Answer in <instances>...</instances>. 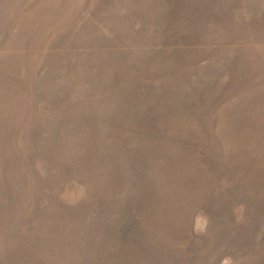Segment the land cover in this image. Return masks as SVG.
Returning a JSON list of instances; mask_svg holds the SVG:
<instances>
[{
  "label": "rangeland",
  "instance_id": "374dc122",
  "mask_svg": "<svg viewBox=\"0 0 264 264\" xmlns=\"http://www.w3.org/2000/svg\"><path fill=\"white\" fill-rule=\"evenodd\" d=\"M0 264H264V0H0Z\"/></svg>",
  "mask_w": 264,
  "mask_h": 264
}]
</instances>
